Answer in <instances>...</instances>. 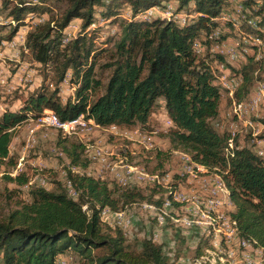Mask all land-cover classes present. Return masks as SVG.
Segmentation results:
<instances>
[{
  "label": "trees",
  "instance_id": "16d2710c",
  "mask_svg": "<svg viewBox=\"0 0 264 264\" xmlns=\"http://www.w3.org/2000/svg\"><path fill=\"white\" fill-rule=\"evenodd\" d=\"M49 1L40 0V4L31 0L8 1V7L11 6L8 15L15 26L5 36L7 41L25 22L28 25L41 16L39 12H53L49 6H43ZM57 1L66 4L61 16L51 14L52 20L31 26L26 42L21 44L41 69L52 67L55 83H51L53 88L48 87V78L44 76L39 90L25 95L26 91L16 90L6 96L4 102L9 109L0 113V160L11 159L14 130L29 118H38L45 109H50L60 122L84 115L102 128L136 124L144 128L149 127L156 107L163 101L160 112L174 122L169 131L168 124L166 129L171 149L190 155L192 161L221 176L236 208L230 215L239 237L264 248V157L247 146L234 147L229 128L220 130L215 122L221 114L223 90L214 62L225 59L219 55L215 59L209 52L208 39L226 0ZM171 1L177 3L176 13H187V22L145 18L150 9L167 7ZM128 10L131 18L123 17ZM119 17L124 18L116 33L119 40L110 52V61L101 66L110 71L108 81L103 83L95 70L96 39L103 38L105 23L114 24ZM75 19L83 21L80 30L64 44V28ZM101 19L106 22L100 24ZM198 40L205 46L202 55L194 49ZM254 62L250 58L240 71L231 69L244 77V83L233 96L240 99L239 103L255 82ZM69 72L72 84H77L72 88L76 94L63 102L60 86L68 82ZM94 93L98 95L92 98ZM19 100L22 103L17 107ZM64 149L71 158L66 184L58 182L54 190L29 186V200L18 202L16 208L0 215L3 264H56L58 256L67 252L76 254L77 264H178L165 253L164 243L155 242L152 235L137 250L127 243L122 229L111 228L101 220L102 209L124 211L147 201L149 198L142 189L116 188L107 181L75 171V166L88 167L81 158L85 145L74 143L72 149ZM8 178L21 187L30 183L26 173ZM68 183L75 197L70 195ZM175 192H171L170 199ZM163 203V200L154 203L161 213ZM163 213L165 217L175 215ZM204 234L205 239L200 238L195 246L199 254L190 256L189 263L229 264L224 258L225 243L226 251L219 250L216 248L219 243L212 246L213 233Z\"/></svg>",
  "mask_w": 264,
  "mask_h": 264
},
{
  "label": "rangeland",
  "instance_id": "374dc122",
  "mask_svg": "<svg viewBox=\"0 0 264 264\" xmlns=\"http://www.w3.org/2000/svg\"><path fill=\"white\" fill-rule=\"evenodd\" d=\"M5 1L7 2L5 3ZM8 1L10 0H0V63L7 65L9 68L15 71L17 67L20 66L17 62L20 57L19 62H24L28 64L30 68L34 69L35 71L37 70V72L35 73L37 82H34L37 83V87L34 89H29L28 91H26V93H24V95L39 90L44 83V76L48 78L46 81L47 86L53 88L50 86L51 83H55V81L53 80L55 74L52 70V67L46 68V70L41 69V65L32 58L30 51L27 48L26 50L24 49L23 45H21V43L23 44V39L20 36L23 31L19 33L20 35L16 33L17 35L13 37L15 38L16 36H19L14 39L17 42L16 46H11V42H9V40L7 41V38L5 36L10 32L12 28V23H10L11 25L7 23L13 21V18L8 15L11 7H8ZM31 1L40 4V0ZM247 1V5L241 4L239 1H235L234 3H230L231 5L229 4V6L226 4L227 6L225 5L223 8H225L226 11H229L233 17L238 16L237 14L239 9H241L242 12L249 16H256V19H254L257 22L260 21L263 24L262 26H260L262 28L264 26V21L260 17H262V15L264 16V8L262 7V9L259 5H262V3L264 5V0ZM170 3L171 4L168 5H173L174 9L177 10V3H173V1H171ZM257 3L261 4L256 5ZM46 5L53 9V12L38 13L45 17V22L52 20L53 17L51 14H53V16L55 17L61 16V13L66 7L65 3L58 2L57 0H50L49 2L43 4V6ZM253 7L255 9H253ZM244 8L245 10H243ZM257 10L263 12L260 15H257V13H260L259 11L257 12ZM129 13V10L125 11L122 16L131 18L130 16H132V14L130 13L129 15ZM185 14L187 15L186 12ZM155 15L156 18H170L168 15H166V9L162 10L161 13H155ZM121 19L124 18L119 17V20L115 21L114 24L105 23L103 25V38L101 36H98V38L96 39L95 46L98 48L96 49L98 50V56L96 59L95 70L97 77L100 78L103 83H106L108 81V75L110 74V71L101 69V66L110 61V52L114 50L115 43L119 40L120 35L116 33L120 28L119 25ZM75 22L79 25L80 28L83 21L76 20ZM23 27V30L28 29L26 27V22ZM241 28L242 29H240L239 32L241 35H243V37L241 36V38L244 39V35L249 38V36L251 35L250 32H252L251 27L248 24H244ZM31 29L32 28L28 29V32ZM74 30V33H71V35L73 34L71 37L75 35L77 29ZM112 30H114V32H112ZM222 31L224 32L221 35L222 41L219 40L218 43L222 44L223 41L227 40L228 46L226 45L225 50H230V48L233 50L235 48L236 51H240V48L236 44L238 42H233L230 39L229 29H222ZM237 34L238 31L233 29V39L239 41V37L237 36ZM106 39L110 41L105 42ZM197 42L201 46H196L195 51L199 55H202V53H204L205 51V49L203 48V43L200 40ZM251 42L254 41L251 40ZM218 43L211 44V53L213 56H215V59H217V52L213 50L212 45L216 46ZM259 44L261 45V47ZM249 46L251 47L250 49H248L249 53H255V56L258 55L259 57L264 55V41L263 43L258 41L256 46H252V44L249 43ZM254 47L258 48V50H254ZM215 49L217 48L215 47ZM251 53L249 56H253ZM239 55L242 56L243 59H238V61H235L232 58L231 59L236 63L234 66H238L240 69L246 66V63H242L245 61V55ZM230 57L231 55H229V58ZM229 58L228 56L226 57L227 60ZM216 63L221 65L224 73H221ZM216 63H214V66L218 70L217 74L219 79L217 81L220 82V79L223 76H227L229 77V79H231L233 76V74L230 73L232 71L231 69L236 70L237 68H235L234 66L231 67V65H228L227 63H225V61H220L219 59L216 60ZM254 63L256 69L254 72L255 82L253 83L249 94L245 95L241 103L238 102V100L240 99L237 96L236 99H234L233 96L235 92L231 94V99L229 98L231 101H229L227 96H222L221 114L215 122L217 124V127H220V130L224 131L226 130V128H229L230 134L235 135V141L233 144L234 147L247 146L257 152L260 149L264 148V146H257L258 139L262 134H264L262 132H259L258 129V123L264 122V101H262V104L260 103L258 107L253 109L255 104H253L252 96L257 95L255 94V92H257L258 89L255 86L258 85L261 81L264 84V58L261 62L256 63L255 61ZM67 77L68 82H64L61 84L63 92H61L60 96L63 102H66L69 98L73 99V93L76 94V91L73 92L72 90L73 86L76 84H72L70 80L71 75H68ZM220 87L223 90V93L227 92L225 89H223L222 86ZM16 90H18V86H11V93ZM98 94H92V98L96 97ZM161 102L162 105H164V102ZM21 103V100H19V102H17V104L15 105L18 107ZM244 104H246V106L244 107V110L246 112L245 114L240 113V109ZM162 105L156 107L155 115H153L149 127H144V129L140 124L132 126L120 125L119 127L113 125L105 126V128L85 125L82 127L80 126L78 130L67 132L44 126H36L35 123L29 122L30 118L26 120L23 124L19 125L14 130V137L11 143V159L0 160V215L4 216L11 209L16 208L18 206V202L29 200V186H44L48 189L54 190L57 187L58 182L66 184V170H68V164L71 162V158L64 148L66 147L68 149H72V144L81 143L85 145V150L81 153V158L84 162L88 163V167H86V169H83V167L81 166H75L73 167L75 171L79 170V172H85V174L107 181L116 188L118 187L122 189L125 187L139 186L142 189L144 195L149 198L148 200L153 203H148V200L143 201L140 205L133 207L132 209L116 212L118 213L117 216L104 214L105 210L102 209V222L111 228L119 225L114 229H122L127 239V243L132 245V247L137 250L141 247V242L145 238H148L152 235V239L155 242L162 244L164 243L166 248L165 253H167L168 256L173 260H176V263L190 264V256L194 258L200 252L199 248H196L195 246L199 239L203 237L202 234H204V232L200 227L191 229L185 225L187 214L184 208L189 206V203H185L186 205L182 206L181 204H173V206L168 210L162 208L163 212L175 213V215L172 214L171 216H166L167 218L165 217V221L163 223H161V219L158 217L164 213L158 211L154 203L161 200H163V202L166 201L172 195L171 192H175V188L183 191L189 198H192L195 194L194 192L197 191L199 192L198 195L205 196V187L202 186V184L200 185L197 183L199 180H201V178L204 177L213 178L216 173L208 170L207 174L204 172V174H202V172H199L196 168H190L191 162L189 161V157L190 159H192L191 156L180 150L171 149V143L167 136L168 132H165V130L167 129V127L165 128L164 126L165 121L163 120V117L159 115L161 113L160 111H163ZM2 109H5V111L9 109L7 103L4 102V100L2 103ZM236 116H238L239 118H237ZM249 120L250 122H252V124L254 123L253 127L252 125L247 123ZM138 128H141L145 132L147 131V136L137 135ZM150 139H152V141H150ZM236 139H238L239 142L238 146H236ZM65 140H67V142H65ZM97 148H104V152L110 155L108 157L109 163H111V165L117 164L119 168L112 169V167L105 164L104 162L98 161L95 154V150ZM159 151H161L162 153L159 154ZM126 170H131V176H126ZM172 171H174L175 177H166V174H170V172ZM19 173H26L30 179V183L21 187L17 183L9 180L8 177H15ZM141 174L155 176L157 178V181L156 179L146 180L134 177ZM116 177L119 179L118 182V179ZM67 187L69 189L70 195L74 196L72 195L73 191L72 188L69 187V183L67 184ZM217 198L219 197L217 196ZM221 207V212H230L229 207ZM235 209L236 208L233 209V212H231V214L234 213ZM230 217V219H233L232 215H230ZM122 221H125L126 223H122ZM130 221H132V223ZM201 222L204 223V221ZM215 227L216 225L214 227L209 226L207 231H205V234H207V232L209 231L211 233L217 232V230L214 229ZM235 242L236 243H234V245H238V242ZM218 243L219 247H216L215 245L212 246L216 247L219 250L221 248L226 251V246L223 244V238H219ZM60 257L64 258L65 261L63 259H60ZM224 258L229 262V264L233 263V261L227 256H225ZM76 259V254L67 252L66 254L58 256L56 263H59L60 261L59 264H62L63 262H66L65 264H77L75 263ZM0 264H3L2 254H0Z\"/></svg>",
  "mask_w": 264,
  "mask_h": 264
},
{
  "label": "bare ground",
  "instance_id": "6f19581e",
  "mask_svg": "<svg viewBox=\"0 0 264 264\" xmlns=\"http://www.w3.org/2000/svg\"><path fill=\"white\" fill-rule=\"evenodd\" d=\"M235 1H239L241 4L247 5L248 1L246 0H226V4L229 6L230 3H234ZM1 3V2H0ZM240 4V5H241ZM261 4V3H259ZM226 5V6H227ZM231 5V4H230ZM237 5V4H236ZM239 5V6H240ZM258 5V3L256 4ZM263 5V3H262ZM234 7V6H233ZM232 7V8H233ZM229 8V7H228ZM262 8V7H261ZM260 8V9H261ZM166 9V15H168L170 18H174L176 21H178L179 24H184V22H187L186 20L188 19L186 14L184 13H176L173 5H168L166 8H161V7H156L153 9H150L147 14H145V18H152L155 15V13L157 12H162V10ZM253 9H255L253 7ZM257 9V8H256ZM263 9V8H262ZM223 10H225V8H223ZM238 10V9H237ZM245 10V8L243 9ZM259 10H257L258 12ZM264 11V10H263ZM262 11V12H263ZM232 12V11H231ZM246 12V11H245ZM250 12V11H249ZM260 12V11H259ZM262 12L257 13V15H260ZM233 13V12H232ZM237 14V13H236ZM235 14V15H236ZM130 15V13H129ZM234 15V14H233ZM238 16L237 17H233L231 15V13L228 11H222L220 13V15L218 17L215 18V25H220L221 20L224 21V23L227 24V26L232 27L233 29H235L236 31H238L237 36L239 37V41L237 44V46L240 48V51H236V49L234 48L233 50L230 48V50H225V47L227 45V40L223 41L222 44H219L218 41L221 40V35L224 33L222 31V29H220L219 31V26H215L211 36L209 37L208 40H212L211 44L213 43H218L216 46L212 45V48L214 51H216V56H222L225 59V63H227L228 65L234 66L236 63L233 61H238V59H236L235 57L231 56L229 58L230 52H232L233 54L235 53H239L241 55H245L244 58V62L242 63H246V65L249 62L250 57L252 59H254V61H256V63H259L262 61V59L264 58V55H262L261 57H259L258 55L255 56V53L251 54L253 56H249L250 53L248 51V48H251L249 46V43L252 44V46H256L258 41L262 42L264 41V26L261 28L260 26H262L263 24L259 21L257 22L255 19V16H249L247 14H245L244 12H242L241 9L238 10ZM256 15V14H255ZM158 16V15H157ZM40 17V16H38ZM260 17V16H259ZM263 17V15H262ZM37 18V17H36ZM255 18V19H254ZM258 18V17H257ZM264 21V19H263ZM35 19H33L31 21L30 24L31 26H36L39 23H34ZM45 22V18H41L40 24ZM106 21L104 19L100 20V24H104ZM72 23V22H71ZM34 24V25H32ZM244 24H248L251 27V35L249 36V38H247L244 35V39L241 38V36L243 37V35H241L240 29H242L241 27ZM253 24V25H252ZM247 27V26H246ZM23 26L19 29V31L17 32V34L21 33ZM74 29H73V33H74ZM71 32V33H72ZM114 32V30H113ZM242 32V31H241ZM71 33H64V39H63V43H68L71 36ZM16 34V35H17ZM20 35V34H19ZM16 38V37H15ZM12 38L9 40V42H13L15 41ZM238 39V38H237ZM207 40V41H208ZM251 40H253L254 42H251ZM222 41V40H221ZM209 42V41H208ZM5 43V42H4ZM24 43V42H23ZM229 43V42H228ZM22 44V43H21ZM231 44V43H230ZM210 45V42H209ZM260 45V44H259ZM228 46V45H227ZM215 47L217 49H215ZM261 47V45H260ZM263 47V45H262ZM16 48V47H15ZM204 48V47H203ZM201 49V48H200ZM205 49V48H204ZM17 50V49H16ZM199 50V49H198ZM212 50V51H213ZM254 50H258V48L254 47ZM256 52V51H255ZM261 52V50H260ZM202 53V52H201ZM203 54V53H202ZM212 54V53H211ZM228 56V60L226 59V57ZM13 57V56H12ZM14 58V57H13ZM233 60H232V59ZM11 59V58H10ZM15 60V59H14ZM20 60V57H19ZM19 60L17 61L19 63V68H27V71H22V79H29V83H34L37 80V77L32 76V72H36L34 69L30 68L28 66V64L26 63H20ZM223 60V59H222ZM224 63V64H225ZM239 63V62H238ZM226 64V65H227ZM220 65V64H219ZM227 65V66H228ZM223 66V65H222ZM230 67V69H231ZM235 68L239 69L238 66H234ZM233 67V68H234ZM244 68V67H243ZM236 69V70H237ZM220 70V69H219ZM240 71V70H239ZM230 72V71H229ZM233 74L232 78L229 79V77L227 76H223L220 79L219 84L223 87V89H225L227 92L229 93H234L236 91H238L242 84L244 83V77L240 74V73H233L232 71L230 72ZM258 90L259 89H263L264 91V84L261 82H259L258 85L255 86ZM60 92L62 91V88L60 86ZM65 92V90H64ZM253 97V96H252ZM246 102V101H245ZM252 103V102H251ZM261 103L260 100L258 99H253V104H255V106L253 107V109H255L256 107L259 106V104ZM247 104V103H246ZM246 104L242 105V108L240 109V113L245 114V110L244 107L246 106ZM251 106V105H250ZM248 108V107H247ZM6 109V108H5ZM5 109H2L5 110ZM237 118H239L238 116H236ZM245 117V116H244ZM254 119V118H253ZM29 122L31 123H35L36 126H44V127H48V128H52V129H56V130H63V131H67V132H71L74 130H78L80 128V126H85V125H80V124H71L69 127H67V123L71 122V121H67V122H60L59 120H57L55 118L51 119V118H36L33 120H30ZM248 124L252 125V122H250V120L247 122ZM238 125V124H237ZM244 125V124H243ZM255 126V125H254ZM230 127V126H229ZM251 127V126H250ZM36 128V127H35ZM232 128V127H231ZM39 129V128H37ZM235 129V128H234ZM244 129V128H243ZM242 129V130H243ZM255 129V128H254ZM233 130V129H232ZM237 131V130H235ZM232 135V139H231V143H234L233 141L235 140V135ZM238 135V134H236ZM258 135V134H257ZM233 148V147H232ZM101 148H97L95 150V154L96 157L98 159V161L104 162L105 164L109 165L110 167H112V169H118L119 166L117 164H113L111 165V163H109L108 161V157L110 155H108L107 153L104 152V150H99ZM259 149V148H258ZM257 154L259 156L264 157V148L260 149L259 151H257ZM106 157V161H104V158ZM189 161L190 163V168L194 167L196 168L199 172H202V174L204 173H208V170L201 164L196 163L194 161H192L189 157ZM102 164V163H101ZM187 165V164H186ZM106 166V165H105ZM195 169V170H196ZM111 171V169H110ZM115 171V170H114ZM185 171V169H184ZM193 172V171H191ZM204 172V173H203ZM112 173V172H111ZM131 170H126V176H131ZM184 173V172H183ZM188 174V173H186ZM195 174V173H194ZM183 175V174H182ZM184 176V175H183ZM138 179H156L157 178L155 176H151V175H139V176H134ZM117 178V177H116ZM201 178V177H200ZM118 179V178H117ZM119 181V179L117 180V182ZM135 181V180H134ZM138 181V180H137ZM130 182V180H129ZM123 183V182H122ZM126 183V181H125ZM128 183V180H127ZM217 183V184H216ZM166 184V183H165ZM197 184H202V186L205 187L204 192H205V196L203 195H198L199 192H194L195 194L193 195L192 198H189L183 191H180L179 189L173 194L172 199L168 198L166 201H164L163 203V208L165 210H168L170 207L173 206V204H181L182 205H186L185 203H189V206L185 207V212L187 214L186 220H185V225L188 228L191 229H196L197 227H200L202 229V231L205 233V231H207L208 227H214L216 225V227L214 229L217 230V232H213V237H212V243L213 245L217 246L219 238H223V242L225 243V245L227 246V252H226V256L231 259L233 261L232 264H264V248L259 247V245L256 244L255 241H249V240H243L239 237L237 230L235 228V224L234 222L229 218L230 217V212H232V208L234 207L231 199H230V194L228 191V188L224 182V180L221 178L220 175L215 174L213 178L211 177H204L201 178V180L198 181ZM131 185V183H130ZM214 185L218 186L215 187ZM127 186V185H126ZM69 187L72 188V185L69 184ZM72 195L76 196L75 191L72 188ZM212 193V194H211ZM209 195V196H208ZM73 196V197H74ZM217 196L219 198H217ZM216 198V199H214ZM211 199V200H210ZM216 204V205H215ZM218 205L221 206H227L230 208V212H221V209ZM104 214H111V215H116L118 213L110 210L109 208H105L104 209ZM220 213V214H217ZM122 214V213H121ZM125 214V212H124ZM103 217V216H102ZM109 218V217H106ZM112 218V217H111ZM158 218L161 219V223H163L165 221V215H161ZM227 218V219H226ZM230 220H229V219ZM115 219V218H114ZM226 219V220H225ZM112 221V220H111ZM201 221H204L201 222ZM224 221L226 222L227 226L231 227V229H225L224 227ZM113 222V221H112ZM125 221H122V223ZM132 223V221H130ZM126 223V222H125ZM130 223V225H131ZM125 225V224H124ZM128 225V224H127ZM162 225V224H160ZM119 225H116V227ZM114 227V228H116ZM126 227V226H125ZM130 228V226H129ZM124 229V228H123ZM234 240H239L238 245H234V243H236ZM234 248L236 249H240L239 252H237V255L234 256ZM242 248V249H241ZM62 261V260H61ZM60 263V261H59ZM56 263V264H59ZM66 263V262H65ZM64 262L62 264H65Z\"/></svg>",
  "mask_w": 264,
  "mask_h": 264
},
{
  "label": "built area",
  "instance_id": "2783aa9c",
  "mask_svg": "<svg viewBox=\"0 0 264 264\" xmlns=\"http://www.w3.org/2000/svg\"><path fill=\"white\" fill-rule=\"evenodd\" d=\"M0 5H1V3H0ZM258 5H259V3H258ZM259 6L264 8V5H259ZM222 11H226V10H222ZM226 12H228V11H226ZM41 18H45V17L41 15L40 17L35 18V22L34 23H39L40 24ZM260 18L264 19V16L260 17ZM78 20L82 21L81 19H78ZM12 26H15L14 19L12 21ZM215 26H219V31H220V29H229V31H230V39L233 42H238L237 40L233 39V29H232V27L227 26V24L224 23L223 20H221L220 25H215ZM26 27L28 29H30L31 25H26ZM23 28H22L23 32H22V34L20 36L22 37L23 42H26L28 29L27 30H23ZM78 28H79V25L76 22H72V23L68 24L64 28V32L71 33L73 31V29H78ZM23 33H25V34H23ZM17 37H19V36H16V38ZM211 41L212 40H210V46H208L210 53H211ZM10 44H11V46H16L17 42L15 40V41L11 42ZM196 46H201V45L198 44V42H196L195 45H194V49H195ZM204 48H205V46H204ZM248 49H250V48H248ZM230 55L235 57L236 59H243V57L240 56L239 54H233L232 52H230ZM214 63H216V61ZM216 65H217L218 69H220L221 73H224L223 68L221 67V65H219L218 63H216ZM22 71H27V68H19V67H17V69L15 71H13L7 65H4V64L0 63V93L2 94V96L0 97V113H4V112H2V103H3V100H5L6 96L8 94H11V86H18V90H21V92L22 91H27L29 89H34V88L37 87V83H29V79H22ZM35 73L36 72H32V76H36ZM68 75H71V73L69 72ZM50 86H51V84H50ZM76 87H77V84H76ZM73 92H74V90H73ZM255 94H257V95L253 96V99L260 100L261 104H262V101H264V91H263V89H259L257 92H255ZM73 97H74V93H73ZM153 115H155V113ZM159 115H161V117H163V120L165 121V123L168 124V130H169V128L174 125L173 120L171 118L167 117L166 114L160 113ZM39 118H51V119L55 120L53 112H50V109H45L41 114H38V119ZM71 124L92 125V127L93 126L99 127V124H96V122L92 118H87L84 115H80L76 119L71 120V122L67 123V127H69ZM258 124H259V132L264 133V122H261V123H258ZM137 130H138L137 131V135H146L147 136V131L145 132L141 128H138ZM165 132H168V131H165ZM150 141H152V139H150ZM257 146H264V134H262L260 136V138L258 139ZM99 150H104V148L103 149H99ZM104 161H106V157L104 158ZM179 168H182V167H179ZM166 177H175L174 176V171L170 172V174H166ZM214 186L218 187L216 185H214ZM218 206L221 207V205H218ZM224 227H225V229H231V227L227 226L225 221H224ZM234 241H239V240H234ZM239 250L240 249H234V256L237 255V252H239ZM61 257H63V256H61ZM61 257H60V259H63L65 261V259L61 258Z\"/></svg>",
  "mask_w": 264,
  "mask_h": 264
},
{
  "label": "crops",
  "instance_id": "0c3cea01",
  "mask_svg": "<svg viewBox=\"0 0 264 264\" xmlns=\"http://www.w3.org/2000/svg\"><path fill=\"white\" fill-rule=\"evenodd\" d=\"M76 20H78V19H75V20H73L72 22H75ZM80 30V28H78L77 30H76V32H78ZM204 39V38H203ZM199 41V40H198ZM36 82H37V80H36ZM223 96H227L228 97V99L230 98L231 99V97H232V95H231V93H229V92H224L223 93ZM229 99V101H231ZM14 108V107H13ZM255 125H257V124H255ZM164 126H165V128L167 127V124L164 122ZM164 128V129H165ZM258 129H259V126H258ZM166 131V130H165ZM188 193V192H187ZM189 194H191V193H189ZM235 207H233L232 209H234ZM233 211V210H232Z\"/></svg>",
  "mask_w": 264,
  "mask_h": 264
}]
</instances>
